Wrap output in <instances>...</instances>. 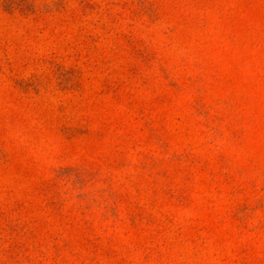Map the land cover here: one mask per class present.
I'll return each mask as SVG.
<instances>
[{
    "label": "rangeland",
    "instance_id": "1",
    "mask_svg": "<svg viewBox=\"0 0 264 264\" xmlns=\"http://www.w3.org/2000/svg\"><path fill=\"white\" fill-rule=\"evenodd\" d=\"M0 264H264V0H0Z\"/></svg>",
    "mask_w": 264,
    "mask_h": 264
}]
</instances>
